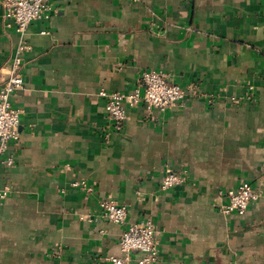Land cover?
<instances>
[{
  "label": "crops",
  "instance_id": "0c3cea01",
  "mask_svg": "<svg viewBox=\"0 0 264 264\" xmlns=\"http://www.w3.org/2000/svg\"><path fill=\"white\" fill-rule=\"evenodd\" d=\"M51 3L23 34L0 5V87L27 45L19 135L1 155L13 162H0V264H110L126 223L145 218L154 264H264V0ZM145 69L186 89L182 105L126 104L113 130L98 89L130 93ZM168 168L188 176L164 190ZM241 181L258 198L223 213ZM106 197L125 224L103 217Z\"/></svg>",
  "mask_w": 264,
  "mask_h": 264
},
{
  "label": "built area",
  "instance_id": "2783aa9c",
  "mask_svg": "<svg viewBox=\"0 0 264 264\" xmlns=\"http://www.w3.org/2000/svg\"><path fill=\"white\" fill-rule=\"evenodd\" d=\"M4 17L12 21L15 30L23 34L29 24L38 18H47L52 10L51 0H0ZM46 31V30H42ZM27 47L20 42L8 67L7 77L0 87V162L12 164V158L6 153L8 143L18 138V123L20 109L12 103L11 97L22 87L23 79L20 73L22 52ZM186 89L169 81L162 70L145 69L140 73L137 86L130 93L98 89L97 93L104 99V108L113 130H120L126 119L125 105H135L144 101L147 108L154 107L160 111L173 105H182ZM188 176V169H165L161 176L160 188L168 189L182 184ZM72 185H79L73 181ZM84 187V185H83ZM9 186L0 187V198H5ZM226 201L221 204L223 213L235 211L244 214L248 205L258 198V192L247 181H241L236 186L224 191ZM103 217L117 224H125L126 205L115 199L104 198L100 201ZM160 238L156 233L154 222L141 219L126 223L119 238L120 255H107L105 260L110 264H154L158 257Z\"/></svg>",
  "mask_w": 264,
  "mask_h": 264
}]
</instances>
